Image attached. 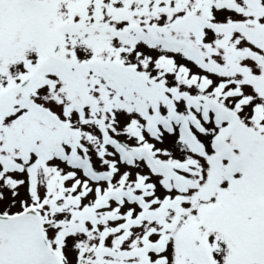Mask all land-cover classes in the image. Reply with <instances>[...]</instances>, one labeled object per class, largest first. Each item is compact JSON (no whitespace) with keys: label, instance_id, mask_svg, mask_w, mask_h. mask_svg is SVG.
<instances>
[{"label":"snow or ice","instance_id":"obj_1","mask_svg":"<svg viewBox=\"0 0 264 264\" xmlns=\"http://www.w3.org/2000/svg\"><path fill=\"white\" fill-rule=\"evenodd\" d=\"M0 264H264V0H0Z\"/></svg>","mask_w":264,"mask_h":264}]
</instances>
